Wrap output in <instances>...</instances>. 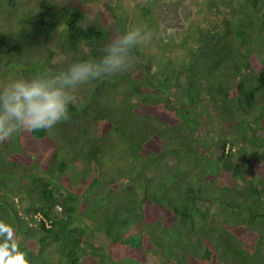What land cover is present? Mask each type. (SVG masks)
I'll use <instances>...</instances> for the list:
<instances>
[{
	"label": "trees",
	"instance_id": "trees-1",
	"mask_svg": "<svg viewBox=\"0 0 264 264\" xmlns=\"http://www.w3.org/2000/svg\"><path fill=\"white\" fill-rule=\"evenodd\" d=\"M88 12L80 3L55 8L43 0L40 15L21 16L19 27L0 25V73L18 67L29 78L103 55L109 39L127 29L125 15L104 25L88 22ZM189 37L195 44L184 63L164 49L156 60L137 48L134 69L90 82L83 105L69 106L70 119L0 141L7 259L146 264L157 254L159 264H264V60L239 48L249 38L264 45V0H209ZM216 71L221 77L212 84ZM117 92L123 104L110 101ZM210 108L221 111L223 124ZM165 152L179 164L168 181L149 175ZM78 159L81 188L68 169ZM85 219L106 234L107 246L95 245ZM174 221L189 234L198 222L209 224L203 254L188 261L170 254ZM52 244L58 248L46 254Z\"/></svg>",
	"mask_w": 264,
	"mask_h": 264
},
{
	"label": "rangeland",
	"instance_id": "rangeland-1",
	"mask_svg": "<svg viewBox=\"0 0 264 264\" xmlns=\"http://www.w3.org/2000/svg\"><path fill=\"white\" fill-rule=\"evenodd\" d=\"M41 1L43 0H12L15 5L12 6L9 0H3L0 5V12L4 11V15L0 18V25L6 27H19L18 19L21 16L40 15L41 14ZM51 2L55 8L61 6L74 7L76 4H82L85 6L88 12V22L100 23L104 25H113L116 23L117 18L120 15H125L127 28L132 25H144L150 33V40L145 46L138 47L139 53L143 54L150 59H158L159 56L167 54L171 58H175L178 62L184 63L181 60L187 58L188 48L195 44L192 37L194 27L197 23L203 21V17L209 11V0H47ZM109 4L113 9L107 6ZM9 8H15L12 12H6ZM64 26L59 27V32L62 34ZM210 36H208V39ZM199 44V43H198ZM264 47L263 44H258L255 40L250 39L245 45H240L239 48L249 54H253L255 61L264 60ZM135 53L136 59H140ZM63 56V55H62ZM153 69L157 68V63L153 64ZM226 68L222 71L225 72ZM256 70V69H255ZM221 74L215 72L208 80L210 83L215 84L220 79ZM20 70L18 67H8L4 72L0 73V87L12 80L20 79ZM90 87V83L79 86L75 91L76 96L75 104L78 106L83 105L85 95ZM117 93H110V101L116 105L123 104V98ZM130 103L132 105H139L137 98H131ZM203 110V109H202ZM210 113L213 115L214 122L217 125L223 124L221 116L218 115L221 111L216 108H210ZM203 113L204 110H203ZM245 142L242 138L239 140L237 146ZM84 144V141L80 142V146ZM83 168L81 159L76 160L68 168L70 177L73 179L72 185L75 188H81L82 183L78 179V171ZM179 164L175 157L170 152H165L163 158L160 160L159 165H153L149 171L150 176L159 178L162 181H168L172 179L174 173L178 170ZM247 173H255L253 168H246ZM208 188L217 190L211 184ZM103 203V202H102ZM103 203L102 205H105ZM246 202H243V208H246ZM261 219V218H260ZM86 223L89 222L93 230V240L95 245L107 246L109 239L104 232L97 229L96 223L85 219ZM199 220V217L198 219ZM198 228L192 233H186L181 230L175 224L172 223L171 231L172 245L170 248V254L180 261H188L192 256H200L205 248L204 239L207 227L209 224L202 226L198 222ZM255 230L261 229L260 227L254 228ZM58 248V245L52 244L45 249L46 254L48 251L53 255L51 249L54 251ZM164 255L169 256L168 251L165 250ZM146 264H159V256L157 254H149L147 256ZM199 261L194 259L193 262ZM196 264V263H195Z\"/></svg>",
	"mask_w": 264,
	"mask_h": 264
},
{
	"label": "clouds",
	"instance_id": "clouds-1",
	"mask_svg": "<svg viewBox=\"0 0 264 264\" xmlns=\"http://www.w3.org/2000/svg\"><path fill=\"white\" fill-rule=\"evenodd\" d=\"M149 40L146 26L132 25L116 32L99 57L77 59L58 71L7 82L0 89V141L24 131L52 130L70 119L69 106L76 101L74 91L92 81L132 71L134 50ZM9 256L7 245L0 246V264ZM7 264L15 262L7 259Z\"/></svg>",
	"mask_w": 264,
	"mask_h": 264
}]
</instances>
